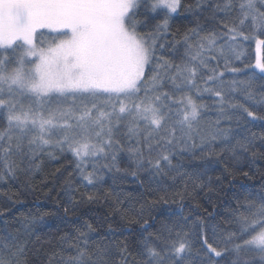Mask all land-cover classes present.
I'll return each instance as SVG.
<instances>
[{
    "label": "snow or ice",
    "instance_id": "snow-or-ice-1",
    "mask_svg": "<svg viewBox=\"0 0 264 264\" xmlns=\"http://www.w3.org/2000/svg\"><path fill=\"white\" fill-rule=\"evenodd\" d=\"M49 161L74 227L5 190L0 264H264V0H0V187Z\"/></svg>",
    "mask_w": 264,
    "mask_h": 264
},
{
    "label": "trees",
    "instance_id": "trees-1",
    "mask_svg": "<svg viewBox=\"0 0 264 264\" xmlns=\"http://www.w3.org/2000/svg\"><path fill=\"white\" fill-rule=\"evenodd\" d=\"M254 130L259 131L260 129L257 128ZM62 163L66 164V161H62L60 163L55 161L47 162L43 168V171L36 173L33 176L31 183L27 187L22 185H12L7 189L0 187V193L7 190L8 195L12 196L13 201L17 199L20 201V203H15L12 208V212L17 218L27 216L29 213L34 215L44 213L50 214L46 217V226L40 233L42 237L54 235L57 229L68 230L74 227L70 221L76 219V216H74L72 213H68L66 216L63 212V209H58L56 204V200L59 198V196L63 195V179L59 177L58 173H56V169L61 167ZM262 165H264V161L257 162V165L253 169V171H256V175L252 176L250 180L244 177H238L236 181L237 186L255 185L256 188L259 189L262 179L257 169H259ZM225 191L228 193L227 196L223 192L211 194L213 204H205L209 211H213V207L220 211L227 210L224 205L228 199V196L231 194V190L227 185H225ZM4 199H6V197L0 194V200ZM171 207L175 208L176 205H172ZM85 211L87 212V215L84 217L85 219L91 218L97 223H101L103 220L104 209L102 207L97 205L93 206V211H87L86 209ZM109 226H111V228L116 231L117 237L121 239L128 236L129 231L131 230L128 226L113 222L111 218L101 224V230L106 231ZM135 227L136 226H132V228ZM121 232H123V236H121Z\"/></svg>",
    "mask_w": 264,
    "mask_h": 264
}]
</instances>
